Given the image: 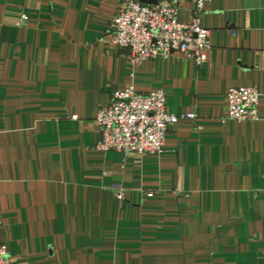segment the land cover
Masks as SVG:
<instances>
[{"label":"crops","instance_id":"1","mask_svg":"<svg viewBox=\"0 0 264 264\" xmlns=\"http://www.w3.org/2000/svg\"><path fill=\"white\" fill-rule=\"evenodd\" d=\"M126 0H0V241L11 264H264V0H209L206 60L130 61ZM155 4L158 0H136ZM189 23L193 0H177ZM191 111L162 151H99L114 89ZM252 86L258 119L227 118ZM121 193V197L117 193Z\"/></svg>","mask_w":264,"mask_h":264},{"label":"built area","instance_id":"2","mask_svg":"<svg viewBox=\"0 0 264 264\" xmlns=\"http://www.w3.org/2000/svg\"><path fill=\"white\" fill-rule=\"evenodd\" d=\"M193 1L191 21L181 23L177 0H158L155 4L126 0L111 22L114 43L128 49L133 63L175 51L202 65L210 45L209 30L201 25L200 14L209 0ZM258 101L255 87H232L227 92L226 117L256 120ZM180 119H195V113L169 112L162 90L140 93L132 86L114 89L109 105L97 112L100 139L94 147L103 152H121L126 157L158 154L169 128ZM117 195L121 197L120 192ZM0 264H11L7 247L1 241Z\"/></svg>","mask_w":264,"mask_h":264}]
</instances>
